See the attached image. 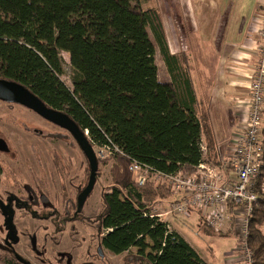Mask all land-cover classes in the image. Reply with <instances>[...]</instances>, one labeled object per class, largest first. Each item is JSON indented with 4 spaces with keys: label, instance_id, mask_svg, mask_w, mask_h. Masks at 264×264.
Listing matches in <instances>:
<instances>
[{
    "label": "trees",
    "instance_id": "16d2710c",
    "mask_svg": "<svg viewBox=\"0 0 264 264\" xmlns=\"http://www.w3.org/2000/svg\"><path fill=\"white\" fill-rule=\"evenodd\" d=\"M138 1L0 0V79L64 111L84 133L88 130L94 149L111 139L125 151L127 156L109 157L115 165L112 183L102 193L104 248L118 255L136 247L145 264H207L155 212L156 203L173 194L171 187L133 179L130 158L185 176L200 162H218L208 112L189 79L183 86L187 97L181 94L175 70L183 71L184 62L167 47L161 15ZM150 29L171 82L159 79ZM63 52L70 54L72 88L61 79ZM203 134L207 156L200 148ZM97 159L98 164L105 160ZM88 168L90 175L89 161ZM256 184L260 195L249 218L247 243L253 264H264V166Z\"/></svg>",
    "mask_w": 264,
    "mask_h": 264
},
{
    "label": "rangeland",
    "instance_id": "374dc122",
    "mask_svg": "<svg viewBox=\"0 0 264 264\" xmlns=\"http://www.w3.org/2000/svg\"><path fill=\"white\" fill-rule=\"evenodd\" d=\"M215 2L217 1H138V4L143 8L151 6L159 11L163 22L167 47L170 53H173L172 51L176 52L175 54L178 55L180 62H184V66L181 65V67H184L186 70L185 73L179 70L180 72L177 74L189 75L192 72H190V68L192 69L193 67L192 74L196 75V69H198V54L204 50L206 53L211 52L208 43L212 39L217 38L214 27L217 26L220 14L217 11L211 10L215 6ZM225 19L226 17L224 16L222 20ZM209 31L213 33L209 36L208 40ZM150 36L156 46V63L159 69V79L166 81L172 75L169 74L167 64L161 53V48L151 29ZM184 41H186L185 44ZM63 57L66 65L61 79L67 86L72 88L70 54L63 52ZM190 57L192 59L191 62L189 61ZM182 83L183 78L181 77L178 81L180 88H183ZM34 129H38L44 133L42 135L36 134L34 133ZM0 132L6 136L12 150L11 153H14V149H16L22 154V156L19 155L21 157V164L11 159L9 155L0 156L5 160L4 170L5 176L7 175L6 182L11 184L15 179L9 172H12L15 176L17 170H19L29 180L30 185H35V192L44 195L39 200V203L42 204L38 205L39 207L41 206L40 210L35 211L34 216L46 219H41L40 222L37 221L41 225H44L43 228L40 226L37 231L38 243L36 245L41 257H39V254L31 251L29 240L22 236L23 241L19 245H16V250L7 249L8 252L0 250V264H5L3 261L7 259H15L16 254L20 255V258L30 264H53L60 257H63V259L70 258L72 264H145L137 256L138 249L136 247L118 255L105 250L103 254L104 258H100L96 254L97 242L99 240L98 233L103 232L100 217L104 210L102 193L107 191V188L112 183V170L115 165L114 158L101 160L96 184L90 196L83 201L81 193L87 186L90 177L88 161L70 132L44 119L31 109H26L19 104L1 101ZM33 178L40 179V181H34ZM133 179L136 180L134 175ZM152 182L171 187L173 194L167 199L168 202H174L182 194L174 191L173 184L169 179L165 181L155 178L152 173L146 174L144 183ZM74 201L76 202L75 207L72 205ZM158 204L156 203L155 205V212L161 213L167 211L172 203L166 209L160 210L158 208L162 207V205L158 206ZM65 207L71 212H74L75 208L77 211L82 209L81 217L70 221L68 220L65 223H62L58 217H52L56 216V209H58L59 213H63ZM198 214L201 216L199 212L193 211L191 214H171L167 218L172 224L180 227L181 232L190 238L197 249L203 246V241H219L220 239L237 244L239 239H237L234 233L226 236H221L219 233L211 234L207 230L206 225H201V218ZM2 219L3 217L0 214V222H2ZM54 224H58V226L64 225L65 228L61 232L54 233ZM34 230L29 229L27 233L31 235ZM51 235L55 236L50 238ZM43 249L45 251L41 254ZM59 251L66 253L59 255ZM42 257L46 262L41 260ZM64 262L66 264L70 263V261L64 260L61 264Z\"/></svg>",
    "mask_w": 264,
    "mask_h": 264
},
{
    "label": "crops",
    "instance_id": "0c3cea01",
    "mask_svg": "<svg viewBox=\"0 0 264 264\" xmlns=\"http://www.w3.org/2000/svg\"><path fill=\"white\" fill-rule=\"evenodd\" d=\"M216 1L211 10L220 14L217 26L214 27L217 38L208 43L211 52L206 53L204 50L198 54L196 75L192 74L193 67L190 68L192 72L189 75H176L178 81L181 77L183 78V86L186 84L185 81L190 80L196 98L201 103V108L208 112V131L212 133L215 140L216 158L219 161V155L220 159L221 157L230 159V148L245 125V111L250 99L249 73L259 60L260 31L264 25V11L260 10L264 9L259 7V0ZM224 16L226 19L222 20ZM212 33L209 31L208 40ZM172 52L171 54L176 53ZM191 60L190 57L189 61ZM183 71L185 73L184 67ZM175 73H178V70H175ZM172 80L171 76L166 81L171 82ZM184 87L180 88L181 94L187 97ZM206 139V135L203 134L202 140L207 144ZM226 170L228 174L233 175L231 164H228ZM181 196L182 194L178 199ZM158 203V206L162 205L158 208L160 210L166 209L172 202L163 199ZM236 208L233 204L229 205L230 218L223 231H216L198 215L201 218V225H206L211 234L219 233L221 236H226L234 233L239 239L237 244L219 239V241H203V246L197 249L190 238L181 232L179 226L172 224L170 220L168 223L192 245L207 264H244L240 239L243 216L241 210L239 209V212Z\"/></svg>",
    "mask_w": 264,
    "mask_h": 264
},
{
    "label": "built area",
    "instance_id": "2783aa9c",
    "mask_svg": "<svg viewBox=\"0 0 264 264\" xmlns=\"http://www.w3.org/2000/svg\"><path fill=\"white\" fill-rule=\"evenodd\" d=\"M259 2V7L264 9V0ZM260 35L259 60L249 73L250 99L245 111V125L230 148V159H220L219 155L217 163L200 162L195 172L185 176L182 171L167 174L130 158L131 169L137 182L144 183L146 174L152 173L155 178L165 181L169 179L174 191L182 193L181 198L172 202L167 211L157 213L167 222V217L171 214H191L198 211L210 227L223 231L230 218L229 205H235L239 212L241 210L243 222L240 239L244 264H253L252 252L247 243L248 222L259 200L256 179L264 166V25ZM85 132L89 134L88 130ZM96 147L95 153L99 159L117 154L127 156L111 139ZM200 148L204 156H207L208 147L202 139ZM228 164L233 167V175L227 173ZM261 192L264 194V186Z\"/></svg>",
    "mask_w": 264,
    "mask_h": 264
},
{
    "label": "flooded vegetation",
    "instance_id": "af4514ba",
    "mask_svg": "<svg viewBox=\"0 0 264 264\" xmlns=\"http://www.w3.org/2000/svg\"><path fill=\"white\" fill-rule=\"evenodd\" d=\"M0 101L19 104L24 106L26 109H30L27 106L23 105L22 103L14 101L9 98L0 96ZM34 133L42 135L44 132H41L38 129H34ZM11 152L12 150L9 146L6 136L2 132H0V156L9 155L11 159L21 164V157H19V155L22 156V154H20L19 151L16 149H14V153ZM4 163L5 160L0 157V214L3 217L2 222H0V250H4L5 252H8V250H16L17 249L16 245H19V243L23 241L22 236H24L30 242L31 251H33L36 254H39V257H41L40 251L38 250L36 245V243H38L37 231L40 226L41 228H43L44 225L43 224L41 225V223H38L37 221L40 222L41 219L42 220H46V219L34 216V212L40 210L41 206L39 207L38 205H42V204L39 203V200L42 199L44 195L35 192L34 190L35 185L34 186L30 185L29 180H27L26 177L21 172H19V170H17L15 174V176L17 175V177H15L12 172H9L11 173V176L14 177L15 179L11 184H8L6 182L7 175L5 176ZM33 179L34 181H40V179H35V178ZM75 203L76 202L74 201V204H72L74 207H75ZM56 210H57L56 216L55 217L52 216V217L53 218L58 217V219L62 221V223H65L68 220L70 221L72 219L80 218L83 211L82 209L81 211L80 210L77 211L75 208L74 212H71L70 215H67L65 213H59L58 209ZM28 217H30L31 219ZM64 228H65L64 225L58 226V224H56L55 229L53 231L54 233L61 232L64 230ZM29 229L31 230L35 229L31 235L27 233ZM98 235H99V240L97 242L96 254L100 258H104L103 254L107 249L104 248L101 244L100 238L102 232H100V234L98 233ZM53 236L55 235H51L50 238ZM44 251L45 249H43V252L41 254H43ZM65 253L66 252L61 253V251L58 252L59 255ZM41 260L43 262H46L43 257L41 258ZM64 260L70 261L69 264H72L71 263L72 260L70 258L63 259V257H60L56 261V263L54 262L53 264H61V262ZM3 262L5 264H30L29 262L20 258V255L18 254H16L15 259H7L4 260ZM63 264L66 263L64 262Z\"/></svg>",
    "mask_w": 264,
    "mask_h": 264
},
{
    "label": "water",
    "instance_id": "95a60500",
    "mask_svg": "<svg viewBox=\"0 0 264 264\" xmlns=\"http://www.w3.org/2000/svg\"><path fill=\"white\" fill-rule=\"evenodd\" d=\"M0 96L22 103L43 118L66 129L72 134L79 147L88 158L91 166L88 184L81 193L83 201L89 197L97 181L99 164L95 149L90 144L86 132L84 133L80 126L64 111L48 106L30 89L20 84L0 79Z\"/></svg>",
    "mask_w": 264,
    "mask_h": 264
}]
</instances>
